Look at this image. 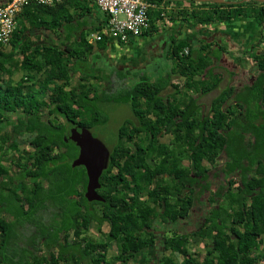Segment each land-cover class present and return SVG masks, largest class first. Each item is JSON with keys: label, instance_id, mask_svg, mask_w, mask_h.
I'll return each instance as SVG.
<instances>
[{"label": "trees", "instance_id": "trees-1", "mask_svg": "<svg viewBox=\"0 0 264 264\" xmlns=\"http://www.w3.org/2000/svg\"><path fill=\"white\" fill-rule=\"evenodd\" d=\"M8 1L1 0L0 6ZM146 1L164 3V8L148 9L146 35L183 23L230 28L233 23L239 26L242 20L252 19L264 26V3L254 0L238 7ZM79 2L62 0L46 6L31 1L16 14L9 40L0 41V204L8 206L5 212L17 216V225L28 223L29 228L33 224L43 236L50 235L49 242L51 238L60 242L56 254L48 253L50 260L46 255L33 259L21 256L20 248L11 244L17 234L15 223L0 215V264H153L138 257L149 248L154 250L156 264H264V81L243 86L224 83L204 112L197 95L216 90L221 81L210 69L207 77H192L209 66V57L201 51L187 56L185 48L193 51V47L185 39H177L160 59L172 62L169 68L184 77L182 82L171 81L170 73L150 78L138 76V72L131 85L119 84L114 92L107 91L104 81L111 83L114 68L105 67L108 75L102 74L103 67L93 68L99 54L89 66L88 55L94 48L85 36L75 46H53L39 44L38 39L30 40L26 35L34 27L57 30L71 16L65 6ZM97 42L98 48L104 47L105 36ZM84 66L89 71H84ZM257 68L263 77L264 59ZM115 73L119 79L125 77ZM110 102L128 104L140 126H112L115 145L109 167L99 177L105 202L93 201L91 207L85 211L79 208L76 213L67 199L68 190H63L71 173L78 170L66 162L77 153L71 141L64 142L70 126H47L45 121V126H40L41 113L56 111L67 125L77 120L97 129L104 126L89 125L104 120L102 109ZM15 111L27 114L28 126L19 116L13 133L21 134L27 128L32 140L33 150L23 163L12 131L8 133L4 126L6 114ZM164 135L167 141L160 139ZM54 145L65 147L66 152L55 158ZM10 154L19 156L7 158ZM219 157L224 158L221 171L227 180L213 190ZM55 159L56 190L50 178ZM4 160L11 166L28 168L35 180L26 183L17 177L19 183L15 184L7 175ZM32 167L37 171L30 170ZM45 181L50 184L46 191ZM48 198L60 208H56V226L37 214L48 206ZM104 222L108 224L106 232L101 230ZM75 227L77 238L72 240ZM93 228L100 235L86 236ZM158 231L164 232L161 235ZM199 245L203 246L201 254L195 251Z\"/></svg>", "mask_w": 264, "mask_h": 264}, {"label": "flooded vegetation", "instance_id": "flooded-vegetation-1", "mask_svg": "<svg viewBox=\"0 0 264 264\" xmlns=\"http://www.w3.org/2000/svg\"><path fill=\"white\" fill-rule=\"evenodd\" d=\"M245 2H247V0L245 1L225 0L224 2H222V4L229 5L231 7H238L242 3H245ZM205 4H208V3H205ZM251 21L253 20L252 19L242 20L240 22V25L244 24L247 26L248 23ZM233 25L235 26L234 27L231 26L230 28L228 26H224L223 24L215 25V26H208V27H191L187 25L186 23H183L182 25L171 26L169 29H165L166 31L161 30L162 32H160L161 33L160 36H158L153 42V44L154 43H157V44L155 45L150 44L148 46V49L146 50L147 55H145V57L147 60L144 61L145 64L143 63L141 65L136 66L137 67L136 69L138 70L137 73L139 72L138 76H142L144 74L146 75L145 72H146L147 64H151L154 67V69H157L161 64V62H159L158 59L163 57L162 54L165 52L166 48H169V50H172L173 45L171 43L174 40L185 39L193 47V51H192V48L190 49L185 48L184 53L187 56L189 55L191 57H194L198 53L202 54L203 52H205L209 57L208 59L209 66H207V68L203 70L201 73L197 72L195 75H192V77L197 78V79L207 77L206 71L210 69L211 72L215 73L216 78L219 79L221 83H235V84H242L243 86L244 84H250L256 81H260V80L264 81V76L263 77L260 76L261 71L257 68V64H261V59H264V26L263 27L259 26L258 27L259 31L256 30L255 32H252L251 34L247 33L248 36L245 37V35L241 32V30H239L240 25L236 26L237 25L236 23H233ZM254 35L256 36L253 38ZM240 36H242L243 39H241ZM248 38H249L250 43L248 42ZM207 50L208 52H206ZM166 63L168 64V66L169 65L173 66L171 61L170 62L166 61ZM168 73H170V79L173 82H182L181 80L184 79V77L181 76L180 74L173 73L171 71V68L168 69L166 75H168ZM128 75L130 76V79L128 81L130 80L133 81L135 75H130V74ZM116 85L117 84L105 85L104 88L107 91L111 90L112 92H114L115 90H117V87H118ZM197 96H198V102H200L199 98L201 97V95H197ZM232 101H236L240 103V101L238 100L233 99ZM201 103H202V109L205 112L209 108V105L208 107L206 106L204 107L203 100L201 101ZM120 104H125V103H120ZM262 109H263L262 111H264V108ZM102 110H103V115L105 116V117L103 116L104 120L93 122L89 126H104L101 128L98 127L97 129L95 128V130L98 134H102L107 139L104 141L106 142L109 141V143H111L113 147L115 145L114 144L115 139L112 136L114 135L115 128L112 126H140L136 120V116L134 115V113H132L131 109H130L131 113L127 116V118L126 119L124 118L123 120L122 118L121 119L118 118L119 122H117L116 124H113L112 122V118H114L113 115L109 116L107 113H105V111L107 110V107L103 108ZM20 114H23V113H19L15 111V112H8L6 114V122L4 126H7V128L5 127L6 129L5 131L10 133V131H12L14 126H18L19 116L25 118V122H26L25 126H28L27 125L28 123L27 114L24 116ZM151 117L153 116L151 115ZM40 119L42 122L40 126L47 125V126L56 127V125H59L58 123L60 124L63 123L66 126H70L69 128L67 127L68 135L64 137V142L68 143L71 141L77 147V153H76V156L72 160L67 158L68 161L66 162H69L73 169L77 167L78 170L73 171L71 173V176L73 179L72 181L74 182L73 184L74 188H73L72 193L69 195V198L67 199L69 200L70 206L72 207L73 211H75L76 213H79L78 211L79 208L85 211L88 206L91 207L90 205L93 204V201H97V200H88L85 196L86 186H87V181H88L85 166L72 165L73 160L77 157L79 153V147L76 144V142L70 139V133H71L70 129L77 128V127H86L88 125L81 124V123L79 124L77 120L67 125V122L65 121L64 117L61 114L56 113V111L55 112L54 111L53 112L44 111L41 113ZM43 121L46 122L45 125ZM237 122L239 123V121ZM26 130L27 128H23V133L18 134V135H15L13 131H12L13 134H10L13 137H15V139L13 140L17 142L19 154L22 158H24L21 160V163H23V161H25V159L28 157L27 156L28 151L33 150L32 144H31L32 140L31 139L29 140L28 138L29 133L26 132ZM133 139H136V137H134ZM160 139H162L163 141H167V137L165 135L161 136ZM121 140L126 141L125 137H122ZM113 147H112L110 156L112 155ZM63 152H66L65 147H62L61 145L53 146V155L55 158H56V154L59 155ZM18 156L19 155L17 154H15V156H12L10 154V156H7V158L8 157L17 158ZM110 156H109L108 166L105 169L109 167ZM3 163L8 168L7 175H10L15 179L14 181L15 184L19 183L17 181V177H20L21 181L26 182V183H29L30 181L35 180L33 177H30V174L28 173L29 171L28 168L25 167L24 169H22L19 167L11 166L9 165V163H7L6 160H4ZM54 163L55 164L51 165L53 169L52 170L53 173L51 172L52 175L50 178L53 179L54 181L53 188L56 190L58 189L56 187V178H55L56 159ZM27 165L29 166L30 162H27ZM221 167L222 165L214 168L215 173H217V175H215L214 178H217V176L219 178H222V183L219 182L220 186L224 185L227 180L225 176L223 175V172L221 171ZM34 168L35 167H32L30 170L37 171V168L35 169ZM82 170H84V173L82 172ZM103 171L100 177L102 176ZM234 177L236 178L237 175H234L233 178ZM7 180H8V177H6L4 181H7ZM44 183H45V186H47L45 191L49 190L48 188L50 187V184L48 183V181H45ZM0 186H1V182H0ZM212 186L214 190L216 189L217 184L212 185ZM99 190H101V184H100V187L96 189V192L98 195H100ZM83 197L85 198V200H83ZM55 199H57L58 202L60 201L59 192H56ZM102 202H105V199ZM46 203L48 204V206L46 208H41V211L37 212V214L42 218L44 222L46 223L53 222V225L56 226V222L58 219V217H56V211H57L56 208L58 207V210L60 208L59 206H56L53 202H51L50 198L47 199ZM7 208L8 206H5V205L3 206L0 204V215L2 216V218H4L5 221H12V223H15V228L17 229L16 236L13 237L11 240L12 247L20 248L21 256L24 255L27 258L33 259L37 257L38 255L40 256L46 255L48 260H50L51 258L50 256H48L49 255L48 253L50 251H54L56 254V245H58V243L60 242H56V238H53V239L51 238V241L49 242L48 239L50 238V235L48 234L46 236H43L42 230L33 224H30L29 228H28V223L24 225H21V224L17 225V222H16L17 216L16 215L14 216L13 213L5 212ZM184 221L185 220H183L182 222ZM104 225L108 228V224L104 222L103 225H101V230L104 228L103 227ZM184 226L187 227L186 225ZM107 228L106 230H104L105 232L108 230ZM165 229H167V227ZM76 231H77L76 227L72 229L73 234H71V237H70L72 240H76L77 238L76 233H75ZM158 232L159 234L162 235L164 231H158ZM82 235L83 233L80 236ZM47 241L49 242V247L46 246L45 244V242ZM37 251H40V253ZM75 254L76 253H74V255Z\"/></svg>", "mask_w": 264, "mask_h": 264}, {"label": "crops", "instance_id": "crops-1", "mask_svg": "<svg viewBox=\"0 0 264 264\" xmlns=\"http://www.w3.org/2000/svg\"><path fill=\"white\" fill-rule=\"evenodd\" d=\"M79 1L80 2L78 4L71 3L72 5L70 4L68 7L67 5L65 6L66 10H69L71 16L68 21H62V25L57 30H49L44 27H34L27 32V37H29L30 40L38 39L39 44L46 43L50 45L53 44V46L56 44L62 46L68 44L69 46H75L76 44H79L77 40H80L81 36H85L87 38L91 31H101L107 22L108 14L101 11L93 2L88 0ZM52 6H55V4ZM46 18L48 19V17ZM142 34H144V32ZM158 34L159 35L156 34L157 36H155V34L150 36V43H145L143 42V39H138L139 36L138 38L137 36L132 37L124 43L116 41L115 43L113 42L114 40L106 38V44L102 48H98V42L94 45L93 43H89L94 49L93 52L88 55V64L91 66L93 57L99 54L100 58L98 60L100 63L98 61L96 65H93V68L97 67L99 69L100 67L105 68L106 66L109 68L112 66L114 68V74L111 75L110 80H112L110 84H128L131 81H128L130 79L128 74H137L138 70L136 69V66L143 63L145 64L144 61L147 60L145 57V55H147L146 50L150 44L153 45L154 40L160 36L161 33L159 32ZM121 46H123V48L125 46H129V50L121 56V61H118L115 58V53L116 51L119 52ZM142 50L145 51L141 53ZM115 72H120L125 77L119 79L116 77ZM96 74L98 75L99 73ZM102 74L108 75L109 72L102 69ZM104 84L110 85L107 84L106 81H104ZM199 101V104L202 106L201 97L199 98Z\"/></svg>", "mask_w": 264, "mask_h": 264}, {"label": "built area", "instance_id": "built-area-1", "mask_svg": "<svg viewBox=\"0 0 264 264\" xmlns=\"http://www.w3.org/2000/svg\"><path fill=\"white\" fill-rule=\"evenodd\" d=\"M52 6L62 0H9L0 6V41L5 43L11 37L15 26V16L29 2ZM101 11L108 14V19L101 31L91 32L88 43L105 38L119 43L141 35L149 26L147 11L149 8H164V3L156 5L146 0H88ZM168 8V7H166Z\"/></svg>", "mask_w": 264, "mask_h": 264}, {"label": "rangeland", "instance_id": "rangeland-1", "mask_svg": "<svg viewBox=\"0 0 264 264\" xmlns=\"http://www.w3.org/2000/svg\"><path fill=\"white\" fill-rule=\"evenodd\" d=\"M259 25H257L254 21H251V22H249L248 23V25L247 26H245V25H240L239 26V30H241V32L245 35V37L246 36H248L247 35V33H252V32H255L256 30H258L259 31ZM160 32H162V31H160ZM156 34H158V33H156ZM156 34H155V36H156ZM150 36H152V35H145V34H142V35H139V38H138V36H137V38L138 39H143V42H148V43H150L151 41H149V39H150ZM256 35H254L253 36V38L255 37ZM240 38L241 39H243V37L242 36H240ZM246 39V38H245ZM113 42H115V40L113 41ZM243 42V41H242ZM248 42H249V38H248ZM116 43V42H115ZM250 43V42H249ZM94 44H96V42H94L93 43V45ZM154 44H157V43H154ZM153 44V45H154ZM242 45V44H241ZM122 48H123V46H121L120 47V49H119V52H117L116 51V53H115V58L118 60V61H121V56H123V54L127 51V50H129V46L127 47V46H125L124 48H123V51H122ZM145 50H142L141 51V53H143ZM122 52V53H121ZM102 61V60H101ZM158 61L159 62H161V64H160V66L157 68V69H154V67L151 65V64H147L146 65V75H148V77H152V76H154V77H160V76H162V75H166L167 74V71H168V67L170 66H168V64L166 63V62H164V60H161L160 58L158 59ZM169 61V60H168ZM103 62V61H102ZM170 62V61H169ZM104 63V62H103ZM82 69L84 70V71H89L88 70V68L87 67H82ZM106 68H104L103 70H105ZM212 75L215 77L216 75H215V73H213L212 72ZM118 76V77H117ZM116 77L117 78H120L119 77V75H117ZM213 77V78H214ZM152 79H154V78H152ZM132 83H130L129 82V84H124V83H122L121 84V86H128V85H131ZM225 85L226 84H224V83H221L220 85H219V87L216 89V90H214V91H212V92H210V93H208L207 95H201V99L203 100V102H204V107L206 106V107H208V105H209V103H210V101L212 100V98L214 97V96H216L217 94H218V92L222 89V88H224L225 87ZM117 86H119V84H117ZM110 91V90H109ZM107 107V110L105 111V113H107L109 116H111V115H113V117L114 118H112V122H113V124H116L117 122H119L118 121V118H122V120L125 118H127V116L131 113L130 112V107L128 106V104H117V103H113V102H110V103H108V104H104V106L103 107ZM107 115V116H108ZM94 135L96 136V137H98V138H100V139H102V140H107L102 134H96V133H94ZM223 160H224V158L223 157H219L218 158V160H217V165L215 166V167H219L220 165H221V163L223 162ZM38 173V172H37ZM31 177V176H30ZM73 179H72V177L70 178V180L66 183V184H68V185H65V188L63 189L64 191L65 190H68V194L70 195L71 193H72V191H73V188H74V182L72 181ZM219 182H221L222 183V178H219L218 176H217V178H214L213 177V179H212V183H213V185H220V183ZM104 228L102 229V232H105L104 230H106V226L104 225L103 226ZM99 236L100 235V232H98V231H96V229H92V232H89V234L87 233V235L86 236ZM113 245V244H112ZM112 249V248H111ZM195 251L196 252H198V253H202V252H204L203 251V246L202 245H199V247L198 248H195ZM157 252H158V247H157ZM108 253H112V251L111 250H109L108 251ZM142 254L140 255V256H138V257H140V258H142L144 261H152V263L153 264H156V258H155V256H154V250L153 249H151V248H149V249H147L146 251H143V252H141ZM116 264H120L119 262H117ZM136 264H138V262L136 263Z\"/></svg>", "mask_w": 264, "mask_h": 264}, {"label": "water", "instance_id": "water-1", "mask_svg": "<svg viewBox=\"0 0 264 264\" xmlns=\"http://www.w3.org/2000/svg\"><path fill=\"white\" fill-rule=\"evenodd\" d=\"M170 1H195L202 3H222L225 0H170ZM245 1V0H242ZM264 2V0H254ZM98 134L95 129L87 127L72 128L70 139L79 147V153L73 160L72 165H83L87 173V186L85 196L88 200L103 201L96 189L100 187L99 177L108 166L109 156L113 145L94 135Z\"/></svg>", "mask_w": 264, "mask_h": 264}, {"label": "clouds", "instance_id": "clouds-1", "mask_svg": "<svg viewBox=\"0 0 264 264\" xmlns=\"http://www.w3.org/2000/svg\"><path fill=\"white\" fill-rule=\"evenodd\" d=\"M91 32H93V31H91ZM91 32H90V33H91ZM88 35H89V34H88ZM86 40H87V38H86Z\"/></svg>", "mask_w": 264, "mask_h": 264}]
</instances>
